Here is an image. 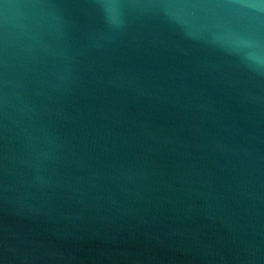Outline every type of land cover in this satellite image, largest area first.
<instances>
[{
    "label": "water",
    "instance_id": "water-1",
    "mask_svg": "<svg viewBox=\"0 0 264 264\" xmlns=\"http://www.w3.org/2000/svg\"><path fill=\"white\" fill-rule=\"evenodd\" d=\"M0 264H264V0H0Z\"/></svg>",
    "mask_w": 264,
    "mask_h": 264
}]
</instances>
